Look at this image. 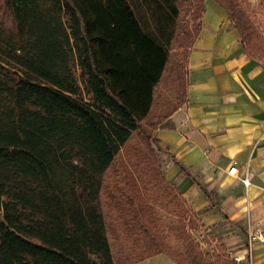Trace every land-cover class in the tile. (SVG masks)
<instances>
[{"label": "trees", "instance_id": "16d2710c", "mask_svg": "<svg viewBox=\"0 0 264 264\" xmlns=\"http://www.w3.org/2000/svg\"><path fill=\"white\" fill-rule=\"evenodd\" d=\"M174 1L0 0L12 23L0 16V264H114L103 177L151 111ZM134 168L147 182L115 206L135 247L192 264L195 218L176 214L186 256L148 199L176 196L160 171Z\"/></svg>", "mask_w": 264, "mask_h": 264}, {"label": "crops", "instance_id": "0c3cea01", "mask_svg": "<svg viewBox=\"0 0 264 264\" xmlns=\"http://www.w3.org/2000/svg\"><path fill=\"white\" fill-rule=\"evenodd\" d=\"M202 15L183 100L154 129L160 172L197 222L222 227L214 235L235 256L264 264V62L243 48L219 2L205 0Z\"/></svg>", "mask_w": 264, "mask_h": 264}, {"label": "rangeland", "instance_id": "374dc122", "mask_svg": "<svg viewBox=\"0 0 264 264\" xmlns=\"http://www.w3.org/2000/svg\"><path fill=\"white\" fill-rule=\"evenodd\" d=\"M216 1L225 8L231 24L240 29L241 43L246 52L264 62V0ZM173 3L174 22L167 30L171 39L167 42L166 38H161L167 46L169 62L157 86L151 111L141 121V129L130 136L103 177L100 201L114 264H178L164 252L157 253L148 246L140 249L135 247L115 206V201L122 198V193L123 198L133 196L135 182L140 186L146 184L147 177L139 174L135 166H149L154 172L161 171L165 152L156 143L154 129L164 115L180 104L184 97L186 62L190 47L199 32L205 0H175ZM0 16L4 25H12L9 16L2 10ZM149 194L148 199L160 218V233L174 249L186 256L189 252H194L187 238L183 241L175 238L181 229L180 217L176 214L183 209L190 216L188 208L167 189L154 187ZM186 225L185 234L191 235L200 252L199 256L191 258L192 264H246L234 259V251L238 249L235 245L214 235L222 229L220 225L206 226L196 221V230L190 229L187 223Z\"/></svg>", "mask_w": 264, "mask_h": 264}, {"label": "built area", "instance_id": "2783aa9c", "mask_svg": "<svg viewBox=\"0 0 264 264\" xmlns=\"http://www.w3.org/2000/svg\"><path fill=\"white\" fill-rule=\"evenodd\" d=\"M228 173L229 174H236L237 173V167H236V164L234 163L229 169H228ZM242 183L247 186L249 184V180L246 176H244L242 178ZM251 251V245L249 244L248 245V252ZM234 259L237 261V262H241V261H244L246 259V257L244 255L242 256H235Z\"/></svg>", "mask_w": 264, "mask_h": 264}]
</instances>
